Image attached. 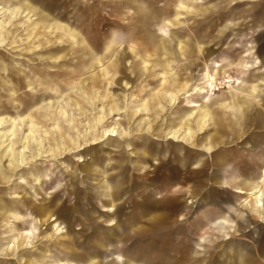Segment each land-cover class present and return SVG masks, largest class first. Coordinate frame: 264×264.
<instances>
[{"label":"rangeland","instance_id":"rangeland-1","mask_svg":"<svg viewBox=\"0 0 264 264\" xmlns=\"http://www.w3.org/2000/svg\"><path fill=\"white\" fill-rule=\"evenodd\" d=\"M0 8V155L10 147L3 132L14 129L16 144L28 130L29 114L38 124L37 140L47 131L45 156L30 161L37 150L30 144L25 166L0 158V197L19 217L14 220L6 210L0 214V264H239V256L229 258L241 243L248 250L247 264H264V210L253 201L243 203L246 196L234 191L246 182L236 173L239 167L259 170L253 183L264 169L252 148L255 128L264 125V0H0ZM232 29L236 33L222 43L206 44L215 53L214 82L229 81L210 99L223 124L208 121L191 140L196 148L166 138L156 141L148 128L164 121L165 133L172 121L192 111L184 107L187 95L178 92L169 95L173 103L157 116L145 111V105L148 111L155 105L154 93L170 92L161 85L159 66H167L165 51L174 44L170 37L183 34L188 41V34L204 30L212 38ZM151 52L155 55L147 58ZM169 59L170 73L194 76L190 88L204 83L201 59L189 69L186 62L176 69L175 59ZM243 95L257 112L246 121L233 114ZM189 99L204 105L195 96ZM62 114L72 115L74 122L67 124ZM108 129L117 136L101 140ZM215 135L222 136L220 142L210 141ZM95 137L102 142L87 144ZM77 144L83 150L62 151ZM206 144L216 151L239 150L229 161L235 153L245 154L220 175L232 180L228 175L233 174L231 184L210 181L216 172L206 164ZM15 147L21 149L19 143ZM182 156L193 163L170 162ZM208 190L214 192L207 195ZM230 206L239 219L227 213ZM217 217L248 225L217 237L219 232L208 228ZM54 224L64 233L56 235ZM27 231L33 232L30 248L22 235ZM16 237L14 252L1 254Z\"/></svg>","mask_w":264,"mask_h":264},{"label":"bare ground","instance_id":"bare-ground-1","mask_svg":"<svg viewBox=\"0 0 264 264\" xmlns=\"http://www.w3.org/2000/svg\"><path fill=\"white\" fill-rule=\"evenodd\" d=\"M237 4V3H236ZM240 4V3H239ZM218 5V4H217ZM234 6V5H233ZM238 6V5H236ZM235 6V7H236ZM223 7V6H222ZM2 9L0 8V11ZM160 18V17H159ZM230 20V19H229ZM234 21V20H233ZM263 23V22H262ZM176 35V33H175ZM190 36V34H188ZM187 35V36H188ZM203 33H198V36H203ZM179 37V36H178ZM191 37V36H190ZM180 38V37H179ZM148 39V38H146ZM189 39V38H188ZM197 40V38H195ZM173 40L172 38L169 40L171 43ZM113 41V40H112ZM178 44L180 45L179 47H177V49L173 51H171L169 54V56L173 59V58H181L183 56H188V55H193L192 53L196 52L199 57L201 55V52L199 51L197 46H188V45H182L181 44V40H178ZM185 42V41H184ZM170 43V44H171ZM175 43V42H174ZM186 43V42H185ZM192 43V42H191ZM171 47V46H170ZM155 52H151L150 53V57L154 56ZM202 55H204V53H202ZM192 59V58H191ZM197 59V58H196ZM250 59V58H249ZM224 60V59H223ZM234 60V59H233ZM239 62V61H238ZM237 62V63H238ZM204 63L208 64L207 61H204ZM215 63V62H214ZM50 64V63H49ZM225 65V64H224ZM148 66V65H147ZM152 69H154V65H151ZM207 66V65H206ZM188 67V66H187ZM225 70V69H224ZM255 70V69H254ZM217 71V70H216ZM253 71V70H252ZM161 75H169L168 70L165 69L163 70V72H161ZM249 75V74H248ZM181 75H179L178 73H172L171 75H169L168 78L164 77L162 78L163 80V85H165L167 82L170 83V92H159V90L154 93V95H152V99H151V103H155V107L152 106L153 108L150 109V111H148V106L145 105V111L148 112V115H150L151 110L153 111V113L155 114L156 112H158V114L161 113V111L164 109L165 105H171L173 103V99L171 97H169L170 94H176V92L181 93L182 95H187L185 98V104L184 107L185 108H192V111L190 113H188L184 118L182 119H175L174 121H172L171 123V127L169 128L168 131H166L165 133H163V126L165 125L164 121H162L155 130L152 129H147V132L150 131L151 133L153 132L154 135L158 140L156 141H160V139H168V140H172L173 142H176L177 144H182V146H188L190 144H192V148H196L195 143L191 142L192 139H194L195 135H197L198 133H201V131L204 129L206 123L210 120L214 121L216 124H221V122L223 121V119L221 117L215 116L213 114L215 108L212 106H215V103H210V99H211V95L213 94L214 91H218L222 88V86L227 83L229 84V81H225L222 80V82H214L213 76L211 74V71L209 70L208 67H206L203 70L202 76L204 79V83L203 86H200L201 84L195 85L193 88H190L191 84L189 83L191 81V78L189 76H185L184 78L180 77ZM250 78V76H249ZM228 79V78H227ZM229 80V79H228ZM258 80V79H257ZM254 82V81H253ZM220 86V87H219ZM248 86V85H247ZM192 87V86H191ZM225 87V86H224ZM229 88H231V85L228 86ZM188 89H190L188 91ZM177 90V91H176ZM236 90V87H235ZM234 90V91H235ZM238 92V91H237ZM187 93V94H186ZM231 94V93H230ZM195 96L197 98H199L204 105H200L197 106V104L194 103V101L190 100L189 97ZM244 96V95H243ZM258 99V98H257ZM261 102V101H260ZM263 103V102H262ZM164 104V105H163ZM223 104H225L224 102L221 103L220 105L222 106ZM235 112V114L238 116V118H244V119H249L250 115H251V109L249 108L248 104L246 103L245 100H242V102L238 105H236L235 110L233 111ZM111 115V114H109ZM108 115V116H109ZM105 116V115H104ZM107 116V117H108ZM24 116L20 117V119H23ZM26 117V116H25ZM29 125H28V130L21 134L22 137L16 141L15 143H12L13 141V137L15 136V132L14 129H9L5 132H3V135L8 137L10 140V147L7 151V153H3L2 155H0V158H5V157H9L11 160H13L15 162V164H17L18 166H25L28 162V158L25 156V151L28 150L30 144H34L37 147V150H35L33 152V155L31 156V160H36V158L38 157H43L45 156V151L43 150V140H45V137L47 136V131L43 130V135L41 137V139H36L35 138V132L38 129V124L34 123V117L33 115L29 114ZM46 118V117H45ZM62 118L67 122V124L73 123L74 119L72 115H65L62 114ZM95 122L99 123L101 121V118H93ZM128 119V118H127ZM49 120V119H48ZM192 120V121H191ZM23 121V120H22ZM14 122V121H13ZM4 123V119H0V125H2ZM45 123V122H44ZM77 123V122H76ZM15 126V125H14ZM16 127V126H15ZM56 129H58L57 127H55ZM152 130V131H151ZM24 132V131H23ZM206 134V133H205ZM232 137L233 139L235 136V133L232 132ZM80 136V135H79ZM117 134L113 129H108V130H104L102 136H101V140L106 138L108 139V137H116ZM221 135L219 136H213V138H210L211 142H220L221 139ZM80 138V137H78ZM76 138V139H78ZM253 138H255L253 140L254 143V148L255 149H263L264 150V127L258 131V133L256 135H253ZM63 141H65V143H72L69 136H63L62 137ZM203 139V137H202ZM99 140V137H95L92 138L90 140H87V144L92 142H96ZM98 141V142H102V141ZM226 142V141H225ZM17 143H19V145L21 146L20 150H15V146L17 145ZM91 143V144H92ZM176 144V146H178ZM232 145H236L237 144V140L232 141L231 143ZM75 146L74 143L72 144H68V146ZM93 145V144H92ZM174 146V148L176 147ZM237 147V146H235ZM241 147V146H240ZM178 152L180 150L181 147H178ZM131 149V148H130ZM235 149V148H234ZM234 149H230V150H226V149H220L218 152L216 151V149L214 148V145L212 144H206V146L203 147V151L206 154H209V166L214 167V171L216 173H214V175H212L213 179L216 178H220V175H225L226 174V169H229V164L234 161L237 156H235L233 158L232 161H229L228 159V155L230 154L231 151H234ZM5 150V149H4ZM72 150V151H71ZM80 150H83L81 145L77 144V147H73L70 148L68 150L63 149L62 151L64 153H74V152H79ZM236 150V149H235ZM1 151V150H0ZM139 151V150H138ZM168 152V151H167ZM235 152V151H234ZM237 152V151H236ZM181 154V152H179ZM50 154V153H49ZM191 155L193 157H197V154L194 152H191ZM242 156H239V158L243 157V153L241 154ZM139 156V155H137ZM250 156V155H249ZM186 156H182L181 159H177V158H173L172 160H170L171 163H176V164H181L183 162V160H186V158H184ZM162 159V158H161ZM151 160V159H150ZM163 160V159H162ZM82 161V160H79ZM240 161V160H239ZM147 162V161H146ZM156 164V163H155ZM187 164V163H185ZM188 166V165H187ZM158 167V166H157ZM196 167V166H195ZM85 168V167H84ZM88 168V167H87ZM163 168V166H162ZM177 168V167H175ZM91 169V168H90ZM231 169V168H230ZM86 170V169H85ZM251 169H248V167H245L243 169H241V167H239L238 171L236 173H238V177L240 179H246L244 181H246L241 187H236L234 189V191L240 195L246 196L243 200V203H247L250 201H253L255 203V206L258 207L260 210H264V169H262L261 171V175L262 177L259 179L258 183H253V179L258 178V174L257 172L259 170L256 171H250ZM234 171V170H233ZM232 171V172H233ZM84 173V172H83ZM197 173V172H196ZM92 174V173H89ZM183 174V173H182ZM199 175V174H198ZM6 176V175H5ZM72 176V175H71ZM161 176V175H160ZM176 176V174H175ZM182 176V175H181ZM230 179L232 180H227L224 183H229L231 181H233V178L235 177L233 174H229L228 175ZM246 176V177H245ZM223 177V176H222ZM37 180V179H36ZM258 180V179H257ZM221 182V181H220ZM152 183V182H151ZM152 185V184H151ZM229 185V184H228ZM180 186V185H179ZM196 185H194L195 187ZM200 186V185H199ZM169 187V186H168ZM172 187V186H171ZM175 191V190H174ZM193 192V191H192ZM232 194V193H231ZM229 194V195H231ZM165 196V195H164ZM182 196V195H181ZM233 196V195H232ZM236 196V195H235ZM234 196V197H235ZM238 197V196H237ZM236 198V197H235ZM158 199V198H157ZM238 200V199H237ZM7 203H9V201H5L3 199V197H0V214L2 213V211L6 210L8 211V213L10 215H12L13 219L16 220L18 219V214L16 209L10 208L7 206ZM153 205V204H152ZM156 205V204H155ZM110 211V210H107ZM112 211V210H111ZM51 212V211H50ZM69 212V211H68ZM131 212V211H130ZM253 212V211H252ZM48 213V212H47ZM65 214V213H64ZM118 214V213H117ZM152 214V213H151ZM250 214V213H249ZM110 214H106L105 216H109ZM114 215V214H113ZM51 216V215H50ZM250 216V215H249ZM66 217V216H65ZM251 217V216H250ZM8 218V217H5ZM95 218V217H94ZM93 218V220H95ZM117 218V216H116ZM85 220V219H84ZM141 220V219H140ZM5 221V220H4ZM258 221V220H257ZM11 222V221H10ZM30 222V221H29ZM55 222V221H54ZM19 223V220H18ZM22 224V223H21ZM20 224V225H21ZM253 224V223H252ZM248 225V224H246ZM165 226V225H164ZM7 228V227H6ZM52 228L54 229V233L56 235H61V233H64L61 231L60 227L56 224L52 225ZM90 232V230L88 231ZM87 232V233H88ZM23 235V239H24V246H26V248H30L33 247L31 245L30 238L33 237V232L31 231H27L22 233ZM21 236V235H20ZM85 236V235H83ZM100 236V235H99ZM102 237V236H101ZM100 237H98V241H102L99 239ZM80 242V241H79ZM97 242V241H96ZM18 243V239L13 238V240L11 242H9L7 244V246L5 248L1 249V254H8V253H13L15 248V245ZM101 243V242H100ZM19 245V244H18ZM18 247V246H17ZM233 247V246H232ZM246 248V247H245ZM108 252V251H107ZM232 252V251H231ZM103 253V252H102ZM105 254V253H104ZM113 255V254H112ZM85 256H89V255H85ZM126 262V261H125ZM115 264V262H113ZM131 264V263H130ZM231 264V263H230Z\"/></svg>","mask_w":264,"mask_h":264},{"label":"crops","instance_id":"crops-1","mask_svg":"<svg viewBox=\"0 0 264 264\" xmlns=\"http://www.w3.org/2000/svg\"><path fill=\"white\" fill-rule=\"evenodd\" d=\"M233 30V31H232ZM231 30V32H230V34H225L224 33V31H219V32H217V34H214V36H212V38L211 37H209V33L207 32V31H204V30H200V31H196V32H194L193 34H191L190 36L191 37H189V39H188V41L187 40H184V39H181V37H183L184 35L183 34H176V36H172V37H170V39L172 38L173 40H171V41H174L175 43L174 44H172V48H174L175 50L177 49V47H179L180 45L178 44V40H181L180 42H181V44L182 45H188V46H197L198 47V49H199V51L201 52V55H200V57H199V55L196 53V52H194V53H192L193 55H188V56H183V57H181V58H173V63H174V66L176 67V69H178V67H179V64H180V62H186L185 63V68L186 69H189V68H191L192 67V65L193 66H196L197 65V63H196V61L197 60H199V59H201V62L203 63V66H202V68H201V72H200V74L199 75H201L202 76V73H203V70L206 68V67H208L209 68V70L211 71V73H212V67H211V65L212 64H214V62H215V60H213V58H214V55H215V53H214V51H213V49L212 50H210L207 46H206V44H209V43H215V44H220V43H222L223 42V40L224 39H226V37H228L229 35H234L236 32H234V29H232ZM204 32V35L203 36H198V33H203ZM177 35L180 37H177ZM209 37V39H207ZM195 38H197V40L195 39ZM206 39H207V41H206ZM217 40L216 42L215 41H213V40ZM186 43H185V42ZM164 42H166V41H164ZM192 42V43H191ZM171 43V42H170ZM203 44H205L204 46H203ZM175 45H176V47H175ZM174 49H172V51L174 50ZM215 50V49H214ZM171 51H165V59H167V61H166V65L167 66H163V65H161V64H159V66H161V69H162V71L163 70H165V69H170V66H169V64H170V62H171V60L169 59V58H171L169 55V53H170ZM202 53H204V55H202ZM150 55V54H149ZM149 55H147V58H149L150 56ZM153 57V56H152ZM192 58V59H191ZM197 58V59H196ZM204 61H207L208 62V64H206V63H204ZM210 61V62H209ZM207 65V66H206ZM154 66H156V65H154ZM188 66V67H187ZM154 69H155V67H154ZM154 69H150V70H154ZM180 69H182V68H180ZM182 70H185V69H182ZM168 73H169V75H171L172 73H170V70H168ZM173 73H178L179 75H181L180 77L181 78H184L185 76H189L192 80L194 79L193 77V75L191 74V73H189V72H183V71H180V73L179 72H173ZM216 73H220L219 72V70H217L216 71ZM223 73H224V71H223V69H222V71H221V75H223ZM169 75H162V78H164V77H166V78H168L169 77ZM161 78V79H162ZM191 80V81H192ZM163 83V80H162V82H161V85L162 86H165V85H167V86H169V88H170V83L169 82H167L165 85H163L162 84ZM168 88V89H169ZM245 98H241V99H239L237 102H238V104H240L241 102H242V100H245L246 101V103L248 104V106H249V108L251 109V115L249 116L250 118L249 119H244V118H238V116L235 114V112H233V114H235V116L237 117V119H239V120H241V121H243V120H250V119H252L254 116H256V114H257V112H255V110L252 108V105H251V103L248 101L249 99H247L246 98V96H244ZM152 99V98H151ZM237 104V105H238ZM154 107H155V105H153ZM213 107V106H212ZM235 107H236V105H235ZM152 109V108H151ZM235 110V109H234ZM233 110V111H234ZM216 112V110H214V113ZM151 113L152 114H154L153 113V111L151 110ZM157 114H158V112H156L154 115L155 116H157ZM218 116V115H217ZM218 117H220V116H218ZM222 118V117H221ZM223 119V118H222ZM224 120V119H223ZM221 124H223V121L221 122ZM264 127V125H257V127L255 128V129H257V131H260L262 128ZM254 129V130H255ZM234 133H236L235 131H233ZM234 138H236L237 139V136H236V134H235V136H234ZM255 138H253L252 140H254ZM255 146H254V143H253V141H252V148L254 149V155H255V160L256 161H264V153L262 154L261 152H259V151H263L264 152V150L263 149H261V148H259V149H255L254 148ZM224 149H226V148H224ZM227 150V149H226ZM234 151H235V149H234ZM234 151H231L232 153L234 152ZM236 151L237 152H239V150H237L236 149ZM235 151V152H236ZM218 152V151H217ZM231 152H230V154H231ZM229 154V155H230ZM236 154V156L238 155L237 153H235ZM229 155H228V159H229ZM243 155H245V154H243ZM192 156V155H191ZM238 157V156H237ZM175 158V157H174ZM184 158H186V157H184ZM192 158H194V157H192ZM189 159V160H188ZM185 163H187V164H185ZM193 163V161H192V159H190V157H187L186 158V160H183V162L180 164L181 166H183V167H187V165H191ZM194 163H196L197 164V162L195 161ZM195 164V165H196ZM206 164L207 165H209V162H206ZM179 165V164H178ZM198 165H203V164H197V166ZM211 167V166H210ZM214 169V168H213ZM227 170V169H226ZM257 179L258 178H255V181L257 182ZM254 180V179H253ZM212 183H214V184H216L217 186H221L220 184H222V186L221 187H225V186H227L228 184H231V182H229V183H224V182H226L227 180L225 179V177H220V178H216V179H211L210 180ZM221 181V182H220ZM254 181V182H255ZM255 182V183H256ZM245 183V182H244ZM224 185V186H223ZM243 185V184H242ZM241 185V186H242ZM241 186H237V187H241ZM212 192H214V190H211V191H206V194L208 195V194H210V193H212ZM216 192V191H215ZM231 204V203H230ZM233 207L232 206H230V207H228L227 209V213L228 212H232L233 214L235 213L234 211H233V209H232ZM231 210V211H230ZM238 214V213H237ZM234 217L236 218V219H239V217L238 216H236L235 214H234ZM218 218V219H217ZM217 218H215L213 221L212 220H210V221H208V228L209 227H212V228H214L215 229V231H216V233H217V231L219 232V233H217L218 234V236L217 237H226V236H228V235H231L234 231L235 232H241V231H243V230H246V224H247V222L246 221H243V223H245V225H243L242 224V226L241 225H239V224H236L233 220H229V219H227V217H217ZM158 220L159 221H162L163 220V217H157V219H156V221L158 222ZM241 220V219H240ZM249 220H250V218H249ZM212 221V222H211ZM220 222H222V223H226L225 225H221L220 227H218V224L220 223ZM214 224H216V225H214ZM214 225V226H213ZM231 243H233V242H231ZM230 243V244H231ZM235 243V242H234ZM236 244V243H235ZM231 245H233V244H231ZM237 246H236V248H232V249H235V250H237L236 252H237V254H233V253H230V260H232V259H234V258H236L237 256H239V264H247L248 263V261H249V259L250 258H248V250H247V248H245L244 246H243V244L241 243V244H236ZM238 247H239V250H238ZM233 256H235V257H233ZM235 262L236 263H238L237 262V260H235ZM250 262V261H249ZM251 263V262H250Z\"/></svg>","mask_w":264,"mask_h":264}]
</instances>
